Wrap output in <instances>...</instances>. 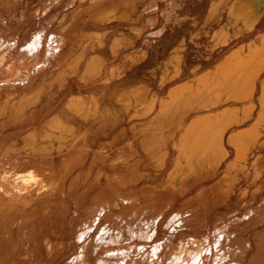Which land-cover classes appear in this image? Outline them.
Instances as JSON below:
<instances>
[{
  "label": "bare ground",
  "instance_id": "bare-ground-1",
  "mask_svg": "<svg viewBox=\"0 0 264 264\" xmlns=\"http://www.w3.org/2000/svg\"><path fill=\"white\" fill-rule=\"evenodd\" d=\"M111 1V6L108 4L109 8L96 12L102 26L98 24L99 26L93 29L100 28L102 29V33L106 34L107 32H104L107 28L106 25L112 23V21L117 22L119 27H124L128 32L127 36L123 35V33L117 37L115 36L109 46L110 56H120L121 59H124L135 67H140L147 60V47L152 46L154 42L160 41L164 35L158 24L163 22L162 20L165 18L167 11L174 8L177 2H180L179 6H182V9H187L189 7L188 4L196 5L203 0H123L122 3H119L118 0ZM120 4H122L121 8ZM140 7L142 10L138 11L136 16H133L135 11L138 8L140 9ZM263 9L264 0H209L208 13L203 23L199 25V28L195 25L197 22H194L195 24L190 22L191 24L188 25V19L192 21L198 19L195 20L194 16L178 19L174 23L175 29L183 26L189 30H197V32H194L195 30L190 32L188 40L199 50L196 59L200 58V56L202 57L200 53L203 51L202 41L205 38L210 39V42H208L209 46L206 48L210 59H214L219 53H222L229 47L231 48L235 41L238 42L239 39L244 38L246 35L250 38H247L245 41L242 39L243 42L239 41L240 43H237L236 48L231 53L225 55V58L216 65L214 70L201 75L202 77L196 80V84H181V86L173 89L171 94L164 100L160 99L156 94L150 95L149 88L144 83L132 90L128 88L123 89L119 93L116 102L124 110H128L133 104L138 110L129 118L130 122H133V125L127 130L116 131L117 133L112 136L113 138L109 142L101 143L95 147L88 130L79 131L74 127L69 128L68 126V128H61L59 122L55 121L57 129L55 131L56 135L54 134L53 137L49 136L50 134L45 136L39 135L37 137H29L28 135V138L25 139L24 148L21 151L13 153V151L9 150V152L5 150L9 158L6 159V157V160L4 159L0 166V224L4 225L6 221L12 222L16 215L20 214H17V208L15 209L18 204L22 207V215L20 214L19 220L24 223L23 225L27 233L30 232L28 231L29 226L35 232L37 226H49L56 219L59 220V217L64 216H60V209H64L68 205L64 199L65 193H67V190L70 192L69 190L72 188L75 190L73 186L75 185L76 187L79 184L76 182L81 183L82 181L76 174V177L74 175L70 182L68 181L69 183H67L69 174L73 175L75 167L85 164L87 160H90L91 168L98 167L97 174L95 176L93 174L94 177L91 175L93 177L91 183L84 186V191L79 190L78 194H72L78 206L74 216L82 219L81 228L84 235H96L92 237L94 241H91L95 249L113 245L116 242L121 246H125L128 243L126 238L123 237L126 231L125 221L127 218L125 214L127 206H134L137 203L140 204L142 201L140 200L141 198L137 199L135 194H133L135 191L129 192V194L127 193L128 190L123 192L126 190L125 188L132 187V182L139 183L145 181L149 185L150 183H154L149 192L151 195L158 197V199L156 198L157 202L155 201L157 206L166 210L195 184L203 181L206 177L211 178L215 173H221L225 174L222 182L200 191L197 198L194 197V199L188 201V205L195 212H192L194 214H189L186 218L184 217L183 225L175 228L177 233L178 231L189 230L192 233L202 234V236L196 239L182 238L176 247H166L168 249L166 264H205V262L207 264H264V198H261L264 193V78L260 80L262 76L264 77V33L256 32L254 37H251L255 26L264 17ZM225 18L226 25L220 26L218 31H213L211 35V30L205 31L207 27L221 25ZM263 21L264 18L256 26L257 29L263 27ZM50 26L47 24L46 28L45 26L44 29L42 28L41 33L36 35L35 42L33 41L35 45L31 44V46L37 47L44 37L53 44H63L65 42L62 31V35H57L56 37H54L55 35L48 34L47 30ZM84 35L87 38L91 35L96 36V39L99 38L102 44L104 42L102 34L99 31L94 33L85 32ZM139 41H141V46H136V42ZM101 43L100 45H102ZM180 43H184V38H181ZM105 44L107 43L105 42ZM185 46L178 49L175 48L173 57L169 59V64L174 67L175 76H178L182 72L183 66L186 65L183 56ZM44 53L47 54L45 51ZM100 62V57H95L92 65L97 67ZM39 68L37 67L38 70ZM113 69L114 64L102 67V72L100 73L101 77L104 78V81H101L102 83L106 84L111 81ZM22 74L25 73L22 72ZM21 78L24 79L25 77ZM161 80V85L166 84L168 76H163ZM14 81L16 82V80ZM257 85H259V93L256 100L262 107L256 109V106L252 105L251 100L253 95L257 93ZM32 92L24 99L23 105L22 101H20L22 108L32 106L38 100V94L34 93V91ZM27 93H30V91ZM13 98L11 97L12 100ZM95 101L90 100V105L97 106ZM68 105L70 107L68 108L80 117H97L98 112L89 113L87 111V105L85 106L82 98L75 99ZM10 107L13 108V105H10ZM97 107L100 108V106ZM254 112L261 115H259L261 120L257 121L254 124L255 126L251 127L250 130L239 132V135L233 132V126L244 125L246 121L251 119ZM17 114L20 115L19 113ZM14 116L12 115V118ZM110 116L114 118L112 113ZM95 122L96 120L92 125ZM104 130L105 128L102 129V131ZM228 136L229 144L237 148L238 153L236 154H238V157L233 161L232 167L223 171L221 163L227 157L223 144ZM212 153H216L220 158H217V161L215 160L216 162L212 169L207 168L208 170L205 171L204 167L208 163L207 159L211 158ZM253 154L256 159L251 165V178L244 185L240 186V182L246 178V159ZM3 155H5L4 152ZM87 173L89 174V172ZM125 173L128 174L126 180H131L130 184H128V181L126 184L122 180V174ZM103 177L108 179L109 185L88 206L90 193L100 187V178L103 180ZM148 184L147 186L145 185V188L149 187ZM236 188H238L237 193L235 192ZM144 193H146V189ZM218 194H220L219 198H217ZM220 205L228 207L229 212L222 216L219 213L215 215L213 222L214 232L204 236V232L211 223L210 216L212 215V210ZM182 206L184 205L182 204ZM135 214L137 216V213ZM142 216L144 217V215ZM140 217L138 215L136 220H141L142 217ZM128 218L130 217L128 216ZM132 219L131 221H133ZM153 221L155 222V220ZM130 224L128 223L127 226L129 227ZM136 224V226L134 225L135 230H133L132 234L139 237V232L142 233L144 231H140L142 230L139 225L140 221L139 223L136 222ZM24 226H20V223L18 229L13 226L12 231L15 230L13 232L14 236L11 233L10 227H8L9 229L6 228V230L11 231L7 232L14 246V249L10 251L14 253L16 259L24 256V248L19 244L20 232L18 231ZM145 227L146 225L143 228ZM62 233L60 229H56L45 235V237H48L47 239L44 238L41 244L53 242L54 247L51 245V247H44L43 250L41 247L43 245H37L35 247L37 252L39 251L40 253L43 250V253L40 254L39 258L37 257L38 259H35L34 264H45L46 260H53L59 255L60 251L65 247V239ZM83 233L81 234L82 236ZM151 233L152 236L156 235L155 228L151 230ZM244 234L245 237H242ZM236 240H238L237 246L232 249V253L226 254L222 252L221 249L224 246L234 241L236 242ZM88 242L86 245H88ZM161 246H155L153 250L150 248L133 249L132 253L140 255V259L137 261H130L132 257L128 259L129 254L124 251H108L109 253H105L104 257L120 259L114 261V263L105 260L103 264H146L148 262L147 257L150 254L154 255V264L159 259L158 264H162V260L164 259L161 258ZM87 249L83 250L82 257L79 255L81 258L76 255L80 258L77 259V262L74 260L77 264H89L88 253L90 252Z\"/></svg>",
  "mask_w": 264,
  "mask_h": 264
},
{
  "label": "rangeland",
  "instance_id": "rangeland-1",
  "mask_svg": "<svg viewBox=\"0 0 264 264\" xmlns=\"http://www.w3.org/2000/svg\"><path fill=\"white\" fill-rule=\"evenodd\" d=\"M85 1L84 0H73V1L72 0H0V106L2 105V107H0V123L2 122L0 124V156H2L0 157V166L2 165L6 157H7L6 159L9 158L7 155L8 153L6 151L10 150L11 152L13 151V153H15L16 151H21L24 148V145L26 142L25 139L28 138V135L29 137L30 136L37 137L39 135L45 136L49 134H50L49 136L53 137L54 134L56 135L55 131L57 128L55 127L56 125L55 121L59 122L61 128L62 127L66 128L68 126L69 128L74 127L75 129L79 131L88 130L92 136L91 140L92 142H94L93 145L95 147L96 145L98 146L101 143H107V141L109 142L111 138H113L112 136L117 133L116 131L119 132L121 130H127L133 125L132 124L133 122H130L129 118L138 110V108L135 107L134 104L128 110H124L123 107H121V105H119L116 102L119 93L123 89L128 88L132 90L140 85H143L144 83V85L148 86L150 95L156 94L157 96H159L160 99L164 100L171 94L173 89H175L178 86H181V84L182 85L183 84L184 85L185 84H188V85L196 84L195 83L196 80L202 77L201 75L214 70L216 65L220 61H222L223 58H225V55L231 53V51H233L236 48L237 43L239 44L240 42L247 40V38H250L248 35H246L244 38L239 39L238 42L235 41L233 43V46L231 47L232 49L229 47L227 48V50L215 56L214 59H210L209 54L206 52V48L209 46L208 42H210V39L204 37L205 39H203L202 41L204 52L202 51L200 53L203 58L200 56L198 60L196 59V55L199 52V50L196 48L195 45H193L191 42L188 41L190 32L194 30H195L194 32H197V30L196 29L189 30L183 26L177 27L175 29L174 23L180 18L186 19V18H190L194 16L195 20L197 18L198 19L196 21H192L191 19H188L187 21L188 25L191 24L190 22H192L193 24H195L194 22H197V24L195 25H197V27L199 28V25L203 23V20L208 13L209 0H203L202 2L197 3L196 4L197 6L188 4L189 7H187V9H182V6L181 7L179 6L180 2H177L174 8L169 9L167 11L165 18L162 20L163 22L161 24H158L160 29L164 32V35L162 36L160 41L154 42L152 46L147 47L148 57H147L146 62L143 63L140 67H135L134 65L125 61L124 59H121L120 56L119 57L110 56L111 52L109 50V46L111 44V41L115 38V36L117 37L119 36V34H122V33L123 35L127 36L128 32L124 27H119L117 25L118 24L117 22L112 21V23L106 25L107 28L104 30V32H107L106 34L102 33V29L100 28L93 29L94 27L96 28V26H99L98 24H100L101 22V20L99 19L98 13L96 12H100V10L102 9L104 10V9L109 8L111 6L110 2L112 1L111 0H99V1L87 0L86 2ZM185 1H188V0H185ZM55 2L57 3L54 4ZM118 2L122 3L123 0H118ZM121 7H122V4H120V8ZM141 10H142L141 7L140 9L138 8V10L135 11L133 16H136L138 11L140 12ZM175 18L176 20H174ZM91 23H94V24H91ZM47 24H49V26L51 25L49 29L47 30L48 34L52 36L55 35L54 37H56L57 35L58 36L62 35V32H63L64 37H65V42L63 44H57V43L53 44V43H50L47 40V38L45 39L44 37L41 39L37 47L31 46V44L35 45L34 42L36 40V35L41 33L42 28L44 29V26L46 28ZM100 26H102V23L100 24ZM220 26L221 25L212 26L210 28L207 27L205 31L211 30V33H210L211 35L213 31H218L220 29ZM96 31L101 32L102 37L104 39L103 44L100 42L99 38H97L98 40L96 39V36L91 35L88 38L84 37L85 32L94 33ZM263 31H264V22H263ZM76 38L78 39L74 40ZM181 38H184V43L182 44L180 43ZM45 42L46 44H44ZM105 42L107 44H105ZM100 43L102 45H100ZM138 45L141 46V41L136 42V46ZM184 45H186L185 46L186 48L185 50H183L184 51L183 56L185 58L186 65L183 66L182 72L178 75L179 76L178 77V76H175L174 67L169 64V61H170L169 59L173 57V53L175 52L176 49ZM44 51L47 52V54L44 53ZM54 52H56L55 57L53 56ZM40 56L41 58L39 59ZM49 56L52 58H50ZM74 57L76 58L74 59ZM92 57L94 58L100 57L101 62L98 64L97 67L92 65L93 64L92 61L94 59ZM207 58H209L210 60ZM40 60H41V64H40ZM57 61L60 63H58ZM113 64H114V69L111 74V81L106 84L102 83L104 81V78H102L100 74L102 72L101 70L102 67L106 65L112 66ZM87 65H89L88 68L90 67V69L87 68ZM39 66H41L40 67L42 68L41 70ZM37 67L39 68L40 71L37 69ZM22 72L25 74H22ZM165 75L168 76V80H167L168 82L166 84L161 85L162 83L161 79ZM20 76L25 77V78L23 79ZM171 78H173L174 80ZM263 78L264 77L262 76L260 80H262ZM14 80H16V82ZM20 81H21V84H20ZM12 82L13 83L15 82V83L13 84ZM256 89H257L256 90L257 93L256 92H255L256 94L254 93L255 95H253L251 103L252 105L256 106V109H257L258 107L261 108L262 105L260 103L258 104L256 100L257 95L259 93V85H257ZM29 91L30 93H27ZM32 91L38 94V100H36L35 103L32 104V106L30 105L28 107L22 108L20 101H22V105H23L24 99L27 98L31 94ZM11 97H14L13 100L11 99ZM5 98H8V99H5ZM78 98L83 99V101L85 102V106L87 105L86 108L89 113L98 112L96 115L97 116L96 118H94L93 116H88V117L86 116L87 118L80 117L78 114L76 115V113L72 112L69 109L70 107L68 104ZM90 100H96L95 103L97 104V106H100V108L97 107L96 105L95 106L90 105ZM10 105L11 106L13 105V108L10 107ZM17 105H18V108H17ZM18 109L21 111H19ZM17 113H19L20 115H18ZM111 113L113 114L114 118H111L110 116ZM12 115L13 116L15 115L14 118H12ZM259 115L260 114H257L256 112H254L253 115L251 116V119L246 121L244 125L233 126V129H234L233 132L239 135L243 131L250 130L251 127L255 126L254 124L257 121L261 120V117H260L261 115L260 116ZM79 117H80V120H79ZM12 119L15 121H13ZM93 120L94 121L96 120V122L92 125V123L94 122ZM7 122H9L8 125H7ZM104 128L105 130L102 131V129ZM228 139H229V136L228 138H226L223 144L224 151L227 153V157L221 163L222 164L221 168L223 169V171L228 170L229 167H232L233 161H235L236 158L238 157V154H236L238 153L237 148H234L233 146H231L229 144ZM3 152L6 156L3 155ZM214 154L213 155L210 154L211 158L207 159L208 163L210 164L207 163V165L204 167L205 171L208 170L207 168L212 169L214 163L217 161V158H220L218 157L216 153ZM255 159L256 157L254 156V154L250 155L249 158L246 159V162H245L246 163L245 165L246 178L245 180L240 182L239 184L240 186L244 185L248 181V179L251 178L250 177L252 175L251 165L255 162ZM86 165L89 167H87ZM97 168L98 167L91 168L90 160H87L85 164L75 167L73 171L74 172L73 175L69 174L71 177L68 176L67 183L70 182L71 178H73L74 175H75L74 177H76V174L82 180L81 183L82 182L83 183L81 184L80 182H76L77 184L78 183L79 184L76 185V187L78 186L77 188L75 187V185L73 186L75 190L73 188L69 190L70 192H68L67 190V193H65L64 195V199L66 200V203H68V205L66 206L67 209L66 208H64L65 210L63 208L60 209V216L62 215L64 216L59 217V220L56 219L55 221H53L50 224L51 226L50 225L40 226V227L37 226L35 232L34 230L30 229L32 227L29 226L28 231H30L31 233L30 232L27 233V231L25 230V226L23 225L24 223L21 222V220H19V217L22 215L21 214L22 207H20L21 205L19 204L16 205L15 209L16 208L18 209V210L16 209L17 214L20 213L21 215L20 214L16 215L15 219H13L12 222L6 221L4 224L5 226L0 224V245H1L0 246V256H1L0 264H7V263L8 264H15V263L34 264L35 259H38L39 256H41L40 254L43 253L44 247L46 248V247H51V245L53 246L52 244L53 242L49 244H47V242L43 244L41 243L44 241V238L47 239L48 236L45 237V235H47L48 232L55 231L56 229H60L61 232H63L62 234L65 239V244H64L65 250L63 249L60 251L59 255L57 256L58 258L56 257L53 260H46L45 264H71L72 262L73 264L74 263L77 264L76 263L77 259H80L82 257L83 250L87 248H88L87 250L90 252L88 253L89 261H90L89 264H103L105 260H108L109 262H112V263H114V261H118L120 258L107 257L108 258L107 259L106 257H104L106 254H108L109 252H113V251L114 252L124 251L129 254L128 259L132 257L130 261H137L140 259L139 257L140 255H137L136 253H132L133 249L135 250V249H141V248H150L153 250L155 246H159V245H162L160 248V252L162 251L161 258L164 259L162 260V264H166L168 260V253H167L168 249L166 247L168 248L176 247L182 238H195L196 239L202 236V234L192 233L189 230L178 231V233L175 231V228H178L180 225H183L186 216L188 217L189 214L192 215L194 214L192 212H195L193 211V208L190 207V205H188V201L194 199V197L197 198V195L200 191H203L204 189H207L211 186L217 185L218 183L222 182V180H224L225 178L224 177L225 174H221V173L220 174L215 173L216 175L215 174L212 175L211 178L206 177V179L198 182L190 190L186 191V193H184L181 197H179L176 200V202L170 205L166 210L165 209L163 210V208H160L159 206H157L156 202H157L158 197L151 195V193L149 192V189L152 187V185H154V183L152 184L150 183L149 185L145 181L144 182L141 181L139 183L132 182L133 184L132 187H128V189L125 188L126 190L124 189L125 191L123 192H126L128 190L127 193L129 194V192L135 191V193L133 194H135L137 199L141 198L140 200L142 201L140 204L137 203L134 206L133 205L127 206V212L125 214V217L128 220L126 219L125 221L126 231L124 232L125 236H123L124 238H126L128 242L127 245L121 246L119 245V243L116 242V244L114 243L113 245H109V246L107 245L106 247L95 249L91 241H94V238L92 237L96 235L94 234H90V235L88 234L89 236L84 235L83 229L81 228L82 223H83L82 219L81 218L79 219L78 217L74 216L75 211L77 210V207H78L76 203V199L74 198V195L78 194L81 190L84 191L83 190L85 189L84 186L91 183L92 178L97 174ZM87 172H89V174ZM118 175H121V174H118ZM127 175H128L127 173L122 174L123 176L122 180L126 184H127V181H128V184H130L131 180L130 179L126 180L128 178ZM84 176H86V178H84ZM108 183H110L108 179L103 177V180H102V178H100V187H98V189L90 193L91 196H90V201L88 202V206L92 204L94 198L101 191L105 190L106 186L109 185ZM147 184L149 185V187L145 188ZM155 184H159V183H155ZM145 189H146V193H144ZM235 192L236 193L238 192V188L235 189ZM219 195L220 194H218L217 198H219ZM154 198L155 199L157 198V199L155 200ZM261 198H264V193L261 196ZM182 204L184 206H182ZM128 211L130 212L128 213ZM228 212H229V209L226 206L220 205V206L215 207V209L212 210V215H211L212 217L210 216L211 223L208 229L204 232V236L207 235L208 233L211 234L214 232L213 222L215 220V215L219 213L222 216V215H226ZM135 213H137V216ZM138 215L142 217V218L140 217L141 220H139L140 221L139 225L142 228V230L140 231H144L142 233L139 232L140 233L139 237L134 236L132 234L133 230H135L134 227L137 225L136 222L139 223V221L136 220ZM142 215H144V217ZM128 216L131 219L132 217L134 216L135 217L132 219L133 221H131V219L128 218ZM153 220H155V222ZM128 221H131V222H128ZM18 222L20 223V226L21 225L24 226L23 227L24 229L21 228L20 230H18L20 232L19 244H21V246L24 248V256H22L20 259H16L14 253L11 252L14 249V246H13L12 240H10L11 237L7 234V232L12 231L13 226L17 227L18 229L19 227ZM6 223H9V224H6ZM128 223L129 224L131 223L129 227L127 226ZM145 225L146 227L143 228ZM8 227H10L11 231L6 230V228ZM153 228H155V234H156L154 236H152V233H151V230ZM13 232H15V230H13L11 233ZM82 233H83V236L81 235ZM13 236H14V233H13ZM242 237H245V234ZM85 239L87 242L89 241L88 245H86L87 242L85 241ZM237 241L238 240H236V242L234 241L233 243H230L224 246L221 249L222 252L226 254L232 253V249L235 246H237L236 245ZM37 245H43L41 246L43 249L42 252L40 253L39 251L37 252L35 248ZM28 246L31 248H29ZM76 255L78 256L80 255L81 257L79 256L80 258H78V256ZM166 257L167 259H165ZM147 260L148 262L146 264H154V255L150 254V256L147 257ZM159 261L160 259L157 260L155 264H158ZM205 264H207V262H205Z\"/></svg>",
  "mask_w": 264,
  "mask_h": 264
},
{
  "label": "flooded vegetation",
  "instance_id": "flooded-vegetation-1",
  "mask_svg": "<svg viewBox=\"0 0 264 264\" xmlns=\"http://www.w3.org/2000/svg\"><path fill=\"white\" fill-rule=\"evenodd\" d=\"M193 17V16H192ZM191 18V17H190ZM264 18V17H263ZM263 18L260 20V21H262L263 20ZM260 21L258 22V24L260 23ZM264 22V21H263ZM257 24V25H258ZM224 25H226V18H225V20L221 23V26H224ZM256 25V26H257ZM256 26H255V28H254V31H253V33H252V36L251 37H253L255 34H256V32H262V33H264V31H263V27L261 28V29H257L256 28ZM260 28V27H259Z\"/></svg>",
  "mask_w": 264,
  "mask_h": 264
},
{
  "label": "water",
  "instance_id": "water-1",
  "mask_svg": "<svg viewBox=\"0 0 264 264\" xmlns=\"http://www.w3.org/2000/svg\"><path fill=\"white\" fill-rule=\"evenodd\" d=\"M263 11H264V9H263ZM257 20H258V18H257ZM255 22H256V20H255Z\"/></svg>",
  "mask_w": 264,
  "mask_h": 264
}]
</instances>
